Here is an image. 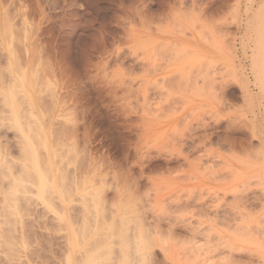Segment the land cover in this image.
<instances>
[{"label": "rangeland", "instance_id": "1", "mask_svg": "<svg viewBox=\"0 0 264 264\" xmlns=\"http://www.w3.org/2000/svg\"><path fill=\"white\" fill-rule=\"evenodd\" d=\"M262 5L264 0H0V72H7L9 42L19 63L23 59L21 68L42 70L35 78L45 83L33 84L40 93L31 91L39 93V103L48 99L49 106L38 103L36 110L44 124L49 121L47 133L73 123L68 130L76 143L67 142L81 153H73L76 160L69 154L71 161H78L84 180L110 188L102 203L111 208L103 210L105 222L114 203L129 202L156 232L160 264H264V96L250 48L256 32L264 31ZM0 132L1 142L16 150L15 131ZM201 206L213 214H202ZM69 207L72 216L79 214L80 204ZM41 208L33 205L25 216L33 230L26 252L42 253L34 264H50L42 245L49 244L48 224L42 223L55 222L48 213L41 219ZM243 224L248 236L240 231ZM63 233L55 237L60 243ZM55 238L54 246H63ZM20 263L31 264L26 258Z\"/></svg>", "mask_w": 264, "mask_h": 264}, {"label": "bare ground", "instance_id": "2", "mask_svg": "<svg viewBox=\"0 0 264 264\" xmlns=\"http://www.w3.org/2000/svg\"><path fill=\"white\" fill-rule=\"evenodd\" d=\"M3 24H6V23H3ZM257 25H259V24H257ZM8 27H10V25ZM8 27H6V28H8ZM14 28H16V25ZM25 29H27V28H25ZM6 30H8V29H6ZM261 30H262V28L256 32V37L252 41L253 44L251 43L253 46H250V48L252 49L251 57L253 59L252 65H251L252 66L251 70L253 71V74H254L253 76L255 79V84L257 86H259V90H260L262 96H264V41H263L264 39L262 38V37H264V35H263L264 33L262 34V32H261V34H260L259 31H261ZM23 31H26V30H23ZM251 31H252V29H251ZM253 31H254V29H253ZM7 33H8V31H7ZM252 33L253 32H251V34ZM11 34H14V33L12 32ZM16 35L18 36V34H16ZM24 35H26V34H24ZM261 35H262V37H261ZM11 36L12 35L9 36V34H8V37H11ZM14 36H15V34H14ZM28 38L31 39L30 37H28ZM260 38H262V40ZM24 39H25V37H24ZM16 40L18 42L21 41L20 38H17ZM6 41H8V40H6ZM27 41L29 42V40H27ZM9 43H7V46H6L7 48L3 47L6 51L9 52V57H8V59H6V61H7L6 67L8 66V68L5 71H7V72H6V74H3L5 72H3L2 70L1 71L3 73L0 72V129H4V131L14 130L15 131L14 137H16L17 140H15L16 146L13 145L16 147V150L15 149L11 150L13 148V147H11L12 145L8 146L9 145L8 141L6 142L7 144H5L3 141L1 142V139H0V264H21L20 262H21L22 258L23 259L26 258L28 263L34 264L36 262V261H34V258H38V260L42 258V253H39L35 249L34 250L32 249L34 251V252L32 251V253L26 252V247H27L26 241L29 240V236H32V235L28 234L30 232V229L26 228L27 227L26 224H28V222H30L29 221L30 219H28L27 223H25L24 220L26 218L25 216L30 215L29 214V208L31 206L33 207V205H36V206L39 205L40 207L41 206L43 207V210L45 211L44 212L45 215H44L43 210L41 208L42 213H43L42 214L43 216L42 215L40 216L41 219L46 218V216L48 214H50V215L52 214L53 215L52 219L55 222L53 224L50 220L49 221L46 220L42 223V224H44V226H43L44 228L46 227L45 224H48L47 228H45V229L49 230V236H47L49 240L46 237V239L48 240V241L47 240L46 241L49 242V244H46V246H45V244H42L43 248L48 247V249L47 248L45 249V251H44L45 253H43L47 257V259H46V257H44L45 255H43L44 261L46 259L47 263H50V261L48 260V257H49L48 254L50 253V257H49V258H51L50 264H52V263H54V264H139V261H141L144 258L145 254L149 248L151 249L152 254H153V258L155 259L154 248L157 245L156 244L157 243L156 242L157 241V239H156L157 234L151 227L150 228L153 231L150 228H148L149 226L147 227L146 223L144 222L145 221L144 218L140 217V215H139V217H137L138 214L136 216V212H138V210L137 211L133 210L135 208H131L130 205L127 204L129 202H127L126 204L122 203L121 205H118V206L115 205L116 203H114L113 204V207H114L113 210L114 211L111 210L112 215L109 211L111 217L108 216L109 220H106V222H105L107 215L104 211L106 209H109L110 207L107 208V206H104L105 209H103L102 203L106 202V204H107L106 192L108 190L107 188H109V187H105L107 185H105V184L103 185V183H100V181L102 182V180H98V179L95 180L96 184L99 181L98 182L99 185H96L95 183H93L94 180L92 178L91 179L93 180V182L89 181V179L84 180V178H86V177L82 175V174H84V172H82V170H81L82 173L81 172L78 173V171H80V170H79V168H76V166H79V165H77L78 161H75L77 159V157H75V155L78 153L80 154L81 152H76L77 147H78L77 144H76V148H75V146L70 147L72 144L67 142L68 139L70 141V139L72 140L75 138L74 136H72L73 130L72 131L68 130V129H71L70 128L71 126H73V123H70L73 121L69 122V120H72V119H70L69 116H67V114H65V115L67 116V118H69V120H66V121L71 124L70 125L69 123H67L68 126L70 125L69 128L67 130H65V129L61 130L60 129L59 131H56V133H54V131L51 130V132H50L51 134H48L49 133L48 129L50 130V128L47 129L45 127V125L47 126L49 121L47 120L48 121L47 124L46 123L44 124L42 121L43 116L41 117L40 112H37V111H39L38 107L40 106V105L38 106V103H39L38 101L40 99V98H38L39 93H40L39 92L40 89L39 90L36 89L37 85L34 86L35 88H33V84L37 83L38 86H40L39 83L40 84L42 83L41 82L42 79L40 80V78H39V77H41L40 76L41 74H38V73H41L42 70L37 71L38 73L36 71H35V73L34 72L32 73V70H31V72H29V67L26 63H25L27 65L26 67L28 69L21 68V66L19 64L23 61V59L19 63L18 59L14 55V53L16 51L13 48V44L10 43V44H12V46H11ZM21 44H22V41H21ZM8 45H10V46H8ZM8 47H11V48H8ZM1 48H2V46H1ZM10 49H11L12 53L10 52ZM23 50H24V48L22 49V51L21 50H19V51L23 52ZM26 50H25V52H26ZM19 51H17V52L19 53ZM232 57H236V56L232 55ZM233 59H235V58H233ZM17 64H18V67L16 68ZM3 65H5V64L3 63ZM233 68L235 69L234 71H236L237 67L235 65ZM36 73L39 76L37 79L35 78V77H37ZM237 75H239V74H237ZM238 77L241 80L240 76H238ZM238 77L235 78V81L239 80ZM45 78L48 79V77H45ZM35 80H38V82L37 81L35 82ZM42 81L44 82L45 80H42ZM243 82H242V84H244L245 82L247 83V84L245 83L244 87H243L244 89L245 88L247 89L250 82H248L247 80L244 83ZM238 84H241V83H238ZM30 86H32V87H30ZM46 87H47L46 89H48L50 86L47 85ZM32 88H33V90H37L39 92L38 93L36 91L38 93V97L36 96L37 99L35 98V95L37 93L34 91H31ZM38 88H40V87H38ZM244 89H243V92H244ZM50 90H52V88H50ZM50 90L47 92L48 94H49V92H51V94H52V92H54V91H50ZM33 92L35 94H33ZM43 92H44V90H43ZM41 94H42V91H41ZM50 96H53V99L55 101L56 95L52 94V95H49V97ZM251 97H252V100H254L253 95H251ZM41 99H42V97H41ZM49 99L52 100L51 97ZM47 100H45V102H47ZM250 100H248V101L250 102ZM54 101H52V102L50 101L51 105H53L52 103H54ZM40 102H41V103H39V104H41L40 108L44 107L43 105H45L46 103L43 102L42 100H40ZM55 102H57V101H55ZM47 105H48V103L46 104V106ZM47 108H49V107H47ZM52 108H54V106ZM65 115H62V116H65ZM63 120H64V118H63ZM253 121H255V120H253ZM62 125L60 127H62ZM64 125H65V123H64ZM64 125H63V128H66L67 125H65V126ZM51 129H52V127H51ZM52 133L55 135H53ZM0 134H2V132H0ZM3 134L5 135V133H3ZM56 134H57V137H56ZM49 135H51L53 137L55 136V139L57 138L60 141L59 142L58 140H54L55 142H57V146H56L55 142H53V140L49 137ZM0 137H3V136L1 135ZM71 137H74V138H71ZM2 140H3V138H2ZM72 143H74V141ZM75 143H74V145H75ZM72 148L74 150H72ZM69 154H72L75 157L74 162L76 164H74V162L71 161L72 159L69 157ZM73 156H72V158H74ZM77 156L79 158L80 155H77ZM83 156H84V154L82 155V158H83ZM87 156H89V155H87ZM87 156H86V158L85 157L84 158L88 160ZM82 158H80V160ZM90 158L91 157H89V159ZM90 161L91 160H89V163H90ZM84 162H85V160H84ZM71 165L72 166L74 165L75 167L74 166L71 167ZM80 167L82 169H84L83 166H80ZM71 168H73V169L71 170ZM94 169L95 168H93V170ZM91 174H92V172H90V174L87 177L90 178ZM85 175H87V173H85ZM100 179H102V178H100ZM100 184H102V185H100ZM121 198H122V196H121ZM105 199H106V201H105ZM75 203H78L77 204L78 206L80 204V209L78 210L79 214H76V216H72L71 212L74 210V208L71 207L73 210L70 211L71 208L69 206L73 204L74 206L77 207V205H75ZM108 204H109V202H108ZM104 205H105V203H104ZM75 210H77V209H75ZM106 211L108 212V210H106ZM109 213H108V215H109ZM48 216H47V218H48ZM35 219H36V217H35ZM37 221L39 222L38 219H37ZM49 222L52 224L50 225ZM31 223H32V221H31ZM260 223H258V225ZM245 224H247V222ZM245 224L241 225L240 231L243 232V234L246 233L245 235L248 236L249 233L245 232L242 229V227ZM249 225H252V224H249ZM249 225H247L248 228H249ZM262 225H264V224L262 223ZM48 226L51 228H49ZM257 226H254V227L256 228ZM260 227H262V226H260ZM260 227L258 226L256 229L258 230ZM238 228L239 227H237V229ZM249 229L251 230L252 227ZM236 230H235V232H236ZM261 230H264V229H261ZM261 230L259 229V231H257V234ZM32 231L33 230H31V232ZM59 231L64 232L63 235H61V237H60L61 239L63 238V240H64L63 243L61 242L63 244V246L61 245V243L59 241L60 239H58L59 236L57 234L60 233ZM54 232H58L56 234L58 236V238H55L57 236L54 235L55 234ZM210 232H212V229ZM52 233H54V234H52ZM238 233L242 234L240 232H238ZM193 234H194V232H193ZM259 234H261V232ZM245 235L243 237L244 239L246 238ZM263 235L264 234L262 233V236ZM53 236L55 238L54 241H56V239H58L59 244L61 245V246H59L57 244V246H59L58 247L59 249L57 250V252L55 251L56 249H54V247L56 246V243L54 246V244H53L54 242H52L54 239ZM160 236H162V235L159 234V237ZM217 236L219 238L218 234H217ZM253 237H254V235H253ZM220 240L222 241L221 243H224L223 241L226 239H224V240L220 239ZM39 241H37V242H39ZM227 241H228V239H227ZM42 242L47 243V242H45V240L44 241L42 240ZM218 242H220V241H218ZM253 242L254 241H252V243L251 242L250 243L253 244ZM203 243L204 242H202V244ZM206 243L207 242H205V244ZM226 243H225V246L227 245L230 247V244H229L230 242L227 244ZM199 244H201V243H199ZM199 244H196V246L195 245L194 246L200 247ZM39 245H40V243H39ZM39 245H37V246H39ZM57 246H56V248H57ZM204 246H206V245H204ZM191 247H193V245L188 247L189 252L191 249H193ZM199 247L196 249H199ZM207 248H209V247H207ZM238 248H240V247H238ZM200 249H199V254H200V252H202V251H200ZM42 252H43V250H42ZM204 252H205V250H204ZM205 253H208V252H205ZM34 254H35V256H33ZM191 254H193V250L191 251ZM194 254H196V252ZM30 258L32 259V261L30 260ZM228 259H229V257H228ZM35 260H37V259H35ZM38 260H37V262H38ZM228 261H230V260H228ZM228 261H226V262H228ZM230 262H232V261H230ZM40 264H43L42 261H40ZM229 264H231V263H229Z\"/></svg>", "mask_w": 264, "mask_h": 264}, {"label": "snow or ice", "instance_id": "3", "mask_svg": "<svg viewBox=\"0 0 264 264\" xmlns=\"http://www.w3.org/2000/svg\"><path fill=\"white\" fill-rule=\"evenodd\" d=\"M262 13H264V5H262L261 9ZM202 214L208 215L213 214V210L211 208H207L205 206H201ZM139 264H160V262L153 258V254L151 249L149 248L144 256V258L139 261Z\"/></svg>", "mask_w": 264, "mask_h": 264}]
</instances>
